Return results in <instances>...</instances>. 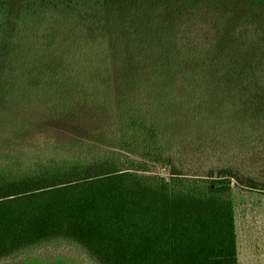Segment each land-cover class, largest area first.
<instances>
[{
  "label": "trees",
  "instance_id": "1",
  "mask_svg": "<svg viewBox=\"0 0 264 264\" xmlns=\"http://www.w3.org/2000/svg\"><path fill=\"white\" fill-rule=\"evenodd\" d=\"M2 30L0 105L47 102L58 77L80 135L0 156V262L65 239L97 264H240L231 190L264 178L188 161L248 133L203 123L222 89L231 117L264 101V0H0Z\"/></svg>",
  "mask_w": 264,
  "mask_h": 264
},
{
  "label": "rangeland",
  "instance_id": "2",
  "mask_svg": "<svg viewBox=\"0 0 264 264\" xmlns=\"http://www.w3.org/2000/svg\"><path fill=\"white\" fill-rule=\"evenodd\" d=\"M188 5L183 8L189 7ZM7 32L2 30L0 34ZM7 46L8 41L0 40V48ZM70 82L73 87V82ZM48 83L50 85L44 93L51 96L47 98V102L41 95L34 105L28 107H15L9 102L3 104L6 105L5 107L0 105V146L4 145L0 149V156H4L7 152L11 156L32 159L39 154H53L59 148L65 147L71 139L79 137L80 133L77 130L79 122L73 115L69 116V121L65 120L59 107L58 99L63 93L62 90L59 91V88L62 83L58 81V77L54 80L48 77ZM219 85L221 88L223 83ZM225 90H221L217 106L207 105L202 111L203 123L214 121L213 123L217 124L215 121L221 115V126L226 128L225 123L228 121L231 124L230 129H234L241 127L244 123L246 127H243L246 131L248 130V133L243 139H222L221 143L213 145L214 150H196L203 152L193 154L195 157L188 163L193 165L202 162L211 168L223 167L231 163L243 168L245 173L257 179L264 178V130L263 134L259 135L261 127H264V101L262 103L257 100V94L246 92L244 100L247 98L252 103L244 107L251 111H243L241 117V112L234 110L231 117L229 110L233 107L237 109L234 105L235 101L238 102L237 93H231L233 102L230 103L223 99V96L228 94ZM240 100H243L242 97ZM220 107L221 110H219ZM188 119L184 120L186 124L197 125V121ZM98 143L107 146L106 143ZM240 144L244 145L241 149L238 146ZM164 171L163 169L159 172ZM235 184L231 190V198L236 213L239 262L240 264H264V191ZM0 264L97 263L80 245L65 239H55L31 246L2 260Z\"/></svg>",
  "mask_w": 264,
  "mask_h": 264
}]
</instances>
